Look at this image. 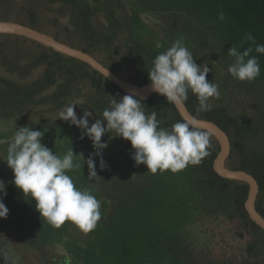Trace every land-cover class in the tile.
<instances>
[{
  "label": "trees",
  "instance_id": "obj_1",
  "mask_svg": "<svg viewBox=\"0 0 264 264\" xmlns=\"http://www.w3.org/2000/svg\"><path fill=\"white\" fill-rule=\"evenodd\" d=\"M0 0V19L20 22L35 31L45 13L67 18L65 32L76 37L72 45L89 55L106 56L102 64L134 86L151 83L148 70L154 58L178 39L192 52L198 65L211 69L206 79L218 85L220 96L211 110L197 113L198 101L189 92L186 110L198 119L215 123L228 136V168L251 174L258 184L255 209L264 218V54L255 52L264 44V0ZM223 12L225 19H218ZM142 13L156 16V25L146 24ZM100 18L103 23H99ZM251 33L254 42L246 40ZM53 39L58 40L57 37ZM161 47L157 48V44ZM235 46L260 64V75L252 82L238 81L228 73ZM129 68L126 77L114 71ZM111 64V66H110ZM224 71V73H222ZM37 72L35 78L34 73ZM231 93L243 97L244 110L233 115L222 105ZM125 94L87 64L58 53L25 37L0 33V117L8 119L32 107L51 105L64 108L83 100L81 116L92 112L89 126L102 119L113 98ZM146 114L157 113L160 127L171 128L181 121L174 105L154 93L139 99ZM80 130L70 122L53 123ZM210 134V133H209ZM102 142L111 148L124 146L123 160L129 176L103 173L96 179L98 195L107 203L102 237V257L98 264H264V231L248 216L244 203L246 183L220 177L213 162L220 150L210 134L209 155L199 165H188L172 173L151 174L145 165L132 159L130 141L105 133ZM135 174V175H134ZM236 223L238 239L247 242L232 256L214 254V230L202 227L219 219Z\"/></svg>",
  "mask_w": 264,
  "mask_h": 264
},
{
  "label": "clouds",
  "instance_id": "obj_2",
  "mask_svg": "<svg viewBox=\"0 0 264 264\" xmlns=\"http://www.w3.org/2000/svg\"><path fill=\"white\" fill-rule=\"evenodd\" d=\"M218 19H225L223 12ZM244 38L254 42L251 33H246ZM252 52L251 47L242 52L235 46L229 49L227 54L234 59L228 73L234 79L252 82L260 75L258 58L250 55ZM255 52L264 54V44L256 45ZM210 70L207 64L196 63L181 38L154 58L148 73L151 89L183 115L189 92L197 98V113L210 111V100L219 98L218 85L206 79ZM76 105L66 106L59 113V119L81 129V138L87 136L92 141L96 156H101L108 146L102 142V136L112 132L130 141L135 164L145 165L151 174L166 170L176 173L188 165H199L209 155L210 134L195 116H183L170 129L162 128L157 113L146 114L141 101L129 94L119 101L113 98L110 107L103 111L102 119H95L89 126L92 112L85 110L83 116L77 118ZM31 120L34 124L39 123V117H31ZM15 121H0V133L11 130V135L4 141L7 148L0 149V155L5 156L3 161L12 170V183L26 198L35 201L44 223L55 229L71 223L85 235L92 233L101 221V201L89 190L77 188L67 174L81 167L75 163V158L84 159L83 155H75L72 148L63 156L57 155L42 143L44 132L27 125L17 128ZM85 161L88 178L97 177L92 156ZM104 166L101 158L100 167ZM6 195L5 182L0 180V218H6L9 211L3 203Z\"/></svg>",
  "mask_w": 264,
  "mask_h": 264
},
{
  "label": "rangeland",
  "instance_id": "obj_3",
  "mask_svg": "<svg viewBox=\"0 0 264 264\" xmlns=\"http://www.w3.org/2000/svg\"><path fill=\"white\" fill-rule=\"evenodd\" d=\"M121 1L128 6L133 4L132 0ZM43 15L36 25V28L39 30L37 32L43 33L51 38L57 37V41L76 48L72 46L78 45L76 37L69 35V32H65L68 26L67 18L57 15V23L52 24L50 19L54 16L51 13H45ZM141 17L148 25H156V22H158L156 16L151 13H142ZM100 20L102 21L99 23H103V19L100 18ZM20 22L27 23L25 18H21L17 23ZM91 56L101 64L106 57L102 53H94ZM116 62L112 66H116L119 60ZM108 64L104 63L102 65L106 67ZM114 71H117L122 77H126L129 73V68H119L116 66L114 67ZM37 74L35 72L33 78ZM243 99V97H239L236 93H231L229 96L226 95L221 104L227 107L231 114L238 115L244 110L245 100ZM213 103V100H210V105H213ZM72 104H77L74 111L76 112L77 118H80V109L83 107L84 101L82 99L74 100L66 106ZM64 108L56 109L51 105H40L32 107L25 113L13 115L8 119L0 117V121L8 123L16 120L15 124L17 128L27 125L35 130L44 132L42 143L57 155L63 156L71 148L75 155L82 154L85 160L91 155L95 161L97 177L92 179L88 178L86 161L79 156L75 158V163H79L81 167L67 174L73 178L77 188L89 190L101 201V221L98 222L96 229L87 235L81 233L71 223H66L59 229L52 228L47 223H44L39 212L36 210L35 201L26 198L22 190L17 189L12 183V170L3 161L5 156L0 155V180L5 182L7 192V195L3 197V203L9 210L6 218H0V238L7 242H13L27 264H52V257H58L61 250H65L69 254L74 264H98L102 257V237L108 207L107 203L97 193L96 179L103 173H110L112 176L118 177L129 176L127 164L122 156L124 146L113 149L107 144L108 146L102 150L101 156H96L92 141L87 136H83V139L81 138L83 135L81 129L74 130L59 127L57 130H52L50 128L51 124L55 122L60 124L64 121L59 119V113ZM31 117H39V123L34 124ZM10 135L11 130H8L0 133V138H8ZM6 148L7 145L0 147V149ZM101 158L105 162L103 168L100 167ZM224 166L228 168L227 161L224 162ZM202 227L204 230L207 228L208 233L210 232L209 229L212 228L214 230L212 236L213 244L211 245L214 254L226 252L232 256L248 240V237L238 239L236 235L238 230L236 223L228 222L223 218L214 223L204 224Z\"/></svg>",
  "mask_w": 264,
  "mask_h": 264
},
{
  "label": "water",
  "instance_id": "obj_4",
  "mask_svg": "<svg viewBox=\"0 0 264 264\" xmlns=\"http://www.w3.org/2000/svg\"><path fill=\"white\" fill-rule=\"evenodd\" d=\"M0 33L25 37L41 46L61 53L62 55L80 60L87 64L91 69L101 74L104 78L117 85L125 94L134 95V97L137 99H145L149 95L156 93L151 89V83L141 86H134L126 80L115 75L95 58L84 51L61 43L20 23L11 20L0 19ZM176 110L181 118H183V116H192L185 107L183 115L179 109L176 108ZM199 120L203 122V127L218 140L220 145V150L213 162L214 172L220 177L241 181L247 184L248 193L244 203V208L249 218L264 231V218L257 212L254 206L258 194L257 181L251 174L245 171L232 170L224 166V162L230 153V141L227 134L215 123L202 119ZM6 140L7 138H0V147L7 145V143L4 142ZM0 264H20L19 257L14 252H12L10 248L0 249Z\"/></svg>",
  "mask_w": 264,
  "mask_h": 264
},
{
  "label": "flooded vegetation",
  "instance_id": "obj_5",
  "mask_svg": "<svg viewBox=\"0 0 264 264\" xmlns=\"http://www.w3.org/2000/svg\"><path fill=\"white\" fill-rule=\"evenodd\" d=\"M6 248H10L11 251L14 252L19 257V263L20 264H27L23 260L19 251L14 246L13 242H11V241L7 242V241L0 238V249H6ZM51 261H52V264H74L72 262L71 257L69 256V254L65 250H61L59 252L58 257L53 256Z\"/></svg>",
  "mask_w": 264,
  "mask_h": 264
}]
</instances>
